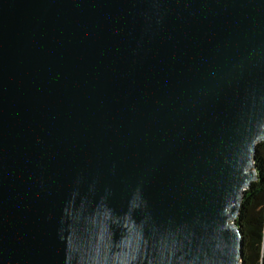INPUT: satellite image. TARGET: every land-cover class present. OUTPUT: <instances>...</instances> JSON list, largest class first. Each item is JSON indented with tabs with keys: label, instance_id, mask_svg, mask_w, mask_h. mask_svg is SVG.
<instances>
[{
	"label": "water",
	"instance_id": "1",
	"mask_svg": "<svg viewBox=\"0 0 264 264\" xmlns=\"http://www.w3.org/2000/svg\"><path fill=\"white\" fill-rule=\"evenodd\" d=\"M264 141V0H0V264H241Z\"/></svg>",
	"mask_w": 264,
	"mask_h": 264
},
{
	"label": "trees",
	"instance_id": "2",
	"mask_svg": "<svg viewBox=\"0 0 264 264\" xmlns=\"http://www.w3.org/2000/svg\"><path fill=\"white\" fill-rule=\"evenodd\" d=\"M256 178L245 189L235 223L241 233V264H264V141L254 153Z\"/></svg>",
	"mask_w": 264,
	"mask_h": 264
}]
</instances>
